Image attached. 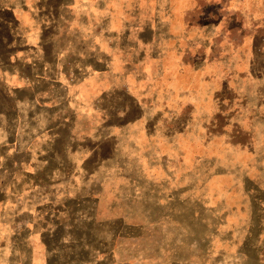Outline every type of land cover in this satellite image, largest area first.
I'll return each instance as SVG.
<instances>
[{"label":"rangeland","instance_id":"obj_1","mask_svg":"<svg viewBox=\"0 0 264 264\" xmlns=\"http://www.w3.org/2000/svg\"><path fill=\"white\" fill-rule=\"evenodd\" d=\"M83 1L140 104L115 95L119 130L74 166L64 141L0 157V219L43 263L264 264V0Z\"/></svg>","mask_w":264,"mask_h":264},{"label":"crops","instance_id":"obj_2","mask_svg":"<svg viewBox=\"0 0 264 264\" xmlns=\"http://www.w3.org/2000/svg\"><path fill=\"white\" fill-rule=\"evenodd\" d=\"M88 23L83 0H0V29L12 31L11 42L0 49L1 91L11 99L0 104V157L9 159L27 146L28 156L51 158L54 144L64 141V158L74 166L87 157L81 145L98 141L106 118L114 129L120 122L124 111L115 95L131 98L133 110L139 106L130 91L138 86L122 82L115 44L105 49L89 37ZM105 98L112 99L107 108ZM4 195L0 189L2 204ZM28 235L23 224L0 219V264L51 263L46 257L43 263Z\"/></svg>","mask_w":264,"mask_h":264}]
</instances>
